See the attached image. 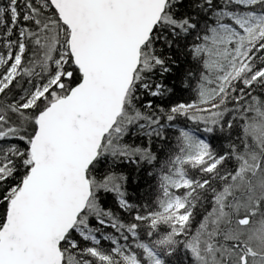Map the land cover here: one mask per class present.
<instances>
[{
	"label": "snow or ice",
	"instance_id": "1",
	"mask_svg": "<svg viewBox=\"0 0 264 264\" xmlns=\"http://www.w3.org/2000/svg\"><path fill=\"white\" fill-rule=\"evenodd\" d=\"M0 264H264V0H0Z\"/></svg>",
	"mask_w": 264,
	"mask_h": 264
}]
</instances>
